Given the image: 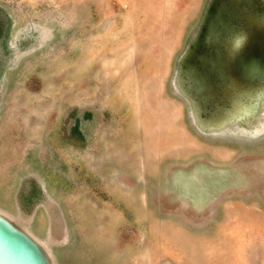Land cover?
Segmentation results:
<instances>
[{
  "label": "rangeland",
  "instance_id": "1",
  "mask_svg": "<svg viewBox=\"0 0 264 264\" xmlns=\"http://www.w3.org/2000/svg\"><path fill=\"white\" fill-rule=\"evenodd\" d=\"M206 2L0 0V211L53 264H264V115L172 86Z\"/></svg>",
  "mask_w": 264,
  "mask_h": 264
},
{
  "label": "water",
  "instance_id": "2",
  "mask_svg": "<svg viewBox=\"0 0 264 264\" xmlns=\"http://www.w3.org/2000/svg\"><path fill=\"white\" fill-rule=\"evenodd\" d=\"M172 86L199 131L250 130L256 121L250 119L264 115V0H207L177 56ZM0 264L53 262L36 238L0 211Z\"/></svg>",
  "mask_w": 264,
  "mask_h": 264
},
{
  "label": "flooded vegetation",
  "instance_id": "3",
  "mask_svg": "<svg viewBox=\"0 0 264 264\" xmlns=\"http://www.w3.org/2000/svg\"><path fill=\"white\" fill-rule=\"evenodd\" d=\"M5 29H6V21L0 18V52L6 51L5 43H4L6 37Z\"/></svg>",
  "mask_w": 264,
  "mask_h": 264
}]
</instances>
